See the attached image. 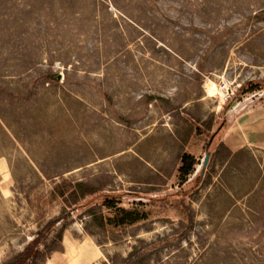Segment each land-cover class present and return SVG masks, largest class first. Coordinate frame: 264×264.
<instances>
[{"label": "rangeland", "instance_id": "374dc122", "mask_svg": "<svg viewBox=\"0 0 264 264\" xmlns=\"http://www.w3.org/2000/svg\"><path fill=\"white\" fill-rule=\"evenodd\" d=\"M81 245L264 264V0H0V264Z\"/></svg>", "mask_w": 264, "mask_h": 264}, {"label": "trees", "instance_id": "16d2710c", "mask_svg": "<svg viewBox=\"0 0 264 264\" xmlns=\"http://www.w3.org/2000/svg\"><path fill=\"white\" fill-rule=\"evenodd\" d=\"M205 126V127H204ZM203 127V129L204 130H206V131H208L210 128H211V124L210 123H207V124H205ZM192 128H194L195 129V131L197 132V133H202V127H201V124H195L193 127H190L189 128V130L187 131V133H186V136H185V138H184V142L187 140V138L189 137V135L191 134V132H192ZM218 129V128H217ZM237 152V151H236ZM180 161H181V165H180V167H179V171H180V173L183 175V176H185V175H187L189 172H190V170H191V168H192V165L194 164V159L191 157V156H189V155H187V154H182L181 155V157H180ZM200 177V172H199V174L196 176V179H198ZM76 186H78L79 187V194L80 195H82V196H84V195H87V194H89V193H91L90 192V190H83L82 188L83 187H86V186H83L82 184H80V183H78V184H76L75 186H74V189L70 192L71 193V195H76V190H75V187ZM61 195H63V194H61ZM106 197H108L107 195L105 196V198H104V203L107 201V199L108 198H106ZM181 203H182V201H181ZM108 208H111V207H114L115 206V204L114 203H107L106 202V204H105ZM63 214V215H62ZM61 214V216H58V218L57 219H59V218H61L62 220H64V221H66V219L69 217V216H71V208H69V210H64V212ZM56 219V220H57ZM136 216H134L133 214H132V212H129V211H125V212H122V217H120L119 218V220L116 222L117 224H124V223H131V222H134V221H136ZM62 222L63 224H62V227L63 226H65L64 224H65V222ZM53 225V223H49L48 224V226H47V229L49 228V227H51ZM101 225H103L102 224V222H101ZM61 227V228H62ZM41 234V233H40ZM60 235H61V229H59V231L57 232V236L58 237H60ZM37 242H38V244H39V242H40V240H37ZM31 248H29V247H26L25 249H24V251L22 252V253H20L19 255H17L16 257H15V259L13 260V261H11L9 264H25L26 262H25V260L29 257V256H31ZM126 260H128V259H126Z\"/></svg>", "mask_w": 264, "mask_h": 264}, {"label": "bare ground", "instance_id": "6f19581e", "mask_svg": "<svg viewBox=\"0 0 264 264\" xmlns=\"http://www.w3.org/2000/svg\"><path fill=\"white\" fill-rule=\"evenodd\" d=\"M90 248H91L90 246H89V248H87L85 245H81L79 248H76V249L72 248L71 246H67V249L70 253L69 264H85L92 257L94 258L95 256H98L97 253L93 254L91 252V250H89ZM64 250H65V248H64ZM63 260H64V258H63ZM49 262H50L49 264H59L60 256L54 254L52 259Z\"/></svg>", "mask_w": 264, "mask_h": 264}, {"label": "water", "instance_id": "95a60500", "mask_svg": "<svg viewBox=\"0 0 264 264\" xmlns=\"http://www.w3.org/2000/svg\"><path fill=\"white\" fill-rule=\"evenodd\" d=\"M207 157H208V156L206 155V157H205V161H204L203 164H202L203 167L205 166V163H206Z\"/></svg>", "mask_w": 264, "mask_h": 264}, {"label": "built area", "instance_id": "2783aa9c", "mask_svg": "<svg viewBox=\"0 0 264 264\" xmlns=\"http://www.w3.org/2000/svg\"><path fill=\"white\" fill-rule=\"evenodd\" d=\"M223 88H224V84L223 85H221Z\"/></svg>", "mask_w": 264, "mask_h": 264}]
</instances>
